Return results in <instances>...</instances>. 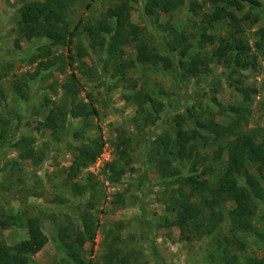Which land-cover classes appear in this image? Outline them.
I'll return each instance as SVG.
<instances>
[{
	"label": "rangeland",
	"instance_id": "1",
	"mask_svg": "<svg viewBox=\"0 0 264 264\" xmlns=\"http://www.w3.org/2000/svg\"><path fill=\"white\" fill-rule=\"evenodd\" d=\"M26 1L0 0V222L6 223H0V242L11 245L26 238L27 219L40 216L47 240L32 255L35 264H79L77 257L86 264H237L264 256V240L254 230L232 229L230 200L215 205L222 220L210 234L168 223L176 215L171 198L180 192L179 178L203 164L213 168L204 176L209 183L223 174L227 154L215 157L219 143L249 131L264 141V56L251 48L240 66L233 59L235 50L217 53L222 41L234 39V30L253 47L256 32L264 28V0L241 8L228 0H184L170 12L156 9L151 15L144 11L147 0H124L139 38L171 59L168 68L144 61L138 41L123 45L118 57L93 47L86 26L101 22L106 10L122 0H76L64 16L78 35L53 46L46 63L31 61L50 40L19 35L18 9ZM217 10V19L210 20ZM185 43L188 53L180 57ZM195 55L207 61L208 70L188 76L180 62ZM138 90L150 94L158 107L151 125H143L137 105L126 99ZM75 105L81 113L76 117L69 112ZM59 108L67 112L64 122L56 128L40 125ZM177 114L184 116L185 127H195L197 117H212L223 125L238 119L239 128L219 141L208 133L205 142L197 139V158L203 157V163L171 160L155 139L174 136ZM22 136L32 138V148L44 154L42 161L20 158L14 143ZM82 146L97 149V155L72 175L70 166ZM161 158L168 160L167 167ZM115 160L123 173L112 180L108 165ZM238 181L244 183L241 177ZM208 198L207 192H197L192 200ZM256 204L253 224L260 230L264 200Z\"/></svg>",
	"mask_w": 264,
	"mask_h": 264
},
{
	"label": "trees",
	"instance_id": "2",
	"mask_svg": "<svg viewBox=\"0 0 264 264\" xmlns=\"http://www.w3.org/2000/svg\"><path fill=\"white\" fill-rule=\"evenodd\" d=\"M76 0H29L24 2L18 9V31L20 36L27 39L34 37L47 38L50 40L48 45L43 46L42 53L33 55L31 61L38 58L40 64L49 61L47 58L50 55V49L53 46L66 43L70 36L78 35L75 31H70L68 21L65 19L67 8ZM184 0H147L144 5L146 14H153L157 9L163 12H170L177 8ZM212 3H217L221 0H207ZM231 6L241 8L244 3H249L252 6L259 5V0H228ZM130 6L127 1L122 0L116 7H111L106 10L104 19L94 25L86 26L89 37L92 40L93 47L105 49L110 57H118L122 53L121 47L130 41H138L137 48L143 55L146 62L152 64L162 63L165 68L172 65L171 59L159 54L150 49L148 44L141 40L138 36V28L129 20ZM219 11L210 14V20H216ZM232 17V16H231ZM111 20H113L111 22ZM235 24H233L234 26ZM234 39L231 42H223L222 48L217 50L218 55H221L222 49L227 51L235 50L236 53L233 59L237 65L245 64L244 56L249 55L251 48L264 56V28L256 32L253 47L244 42L238 30L233 31ZM109 35V38L106 36ZM15 45H19L18 39L15 40ZM189 44L185 43L180 49V57H185L188 53ZM82 46L78 45V50L81 52ZM175 49V47H173ZM70 61L73 55H69ZM44 58V59H43ZM186 75L195 76L199 72L208 70V63L198 55L193 56L189 62H180ZM75 95L78 89H75ZM75 97V96H74ZM127 100L133 101L137 105V116L141 119L144 126L151 125L157 119L158 107L155 106V100L148 93L138 90L126 96ZM149 103L152 111L145 109L144 105ZM235 110L237 108H234ZM58 112L48 113L44 121L40 125L49 128H56L59 122L66 120L67 112L61 108ZM70 114L74 117L80 115V110L75 105L71 107ZM184 116L177 114L174 116L175 133L171 137L164 134L162 137L155 139V142L162 146L165 155H169L171 160L177 159H193V164L203 163L204 158L198 160L200 145L197 139H202L204 142L209 138L206 134L213 136L215 141H219L234 133L239 128L238 119L232 120L229 124L223 125L215 121L212 117L195 119V127H185ZM254 132H242L229 138L225 144L218 145L215 151V157L220 158L225 151L227 159L225 162V170L214 184L209 183L205 175L211 173L213 168L210 165L203 164L200 171H197L195 166L181 180L180 192L178 196L171 198L173 207L176 209L174 219L169 220V224L178 225L182 231H190L193 234H210L212 233L222 220V215L216 210L215 205L225 200L232 201V208L229 211V219L231 227L234 231H251L254 230L255 235L264 240V223L259 230L253 224V217L257 212L256 199L264 200V141L258 142L254 138ZM1 140L3 134H0ZM32 138L30 136H22L15 143L14 147L18 150L20 158L31 159L34 163L42 161L44 154L36 153L32 148ZM121 153H125L122 150ZM97 155V149L90 146H82L79 149V155L74 159L70 166V172L78 171L81 167L92 162ZM163 165L168 164V160L160 159ZM109 171L112 180H117L123 173V168H120L118 160L111 162ZM254 168L257 175L251 171ZM239 177L244 179V183L240 184ZM183 187H188V193L183 191ZM207 192L209 198L201 203L197 200H192L195 193ZM208 209L209 214L206 216L204 211ZM42 218L40 216L29 217L26 221L27 237L21 239L11 245L0 242V264H35L32 260V255L37 253L46 243V236L42 230ZM6 225L5 221L0 222ZM92 235L90 234V237ZM84 239L78 237L77 242L82 244ZM69 244H67L68 246ZM71 255H75L74 248L69 245ZM79 264H86L79 257L76 258ZM237 264H264V256H250L244 262Z\"/></svg>",
	"mask_w": 264,
	"mask_h": 264
},
{
	"label": "built area",
	"instance_id": "3",
	"mask_svg": "<svg viewBox=\"0 0 264 264\" xmlns=\"http://www.w3.org/2000/svg\"><path fill=\"white\" fill-rule=\"evenodd\" d=\"M100 158V157H99Z\"/></svg>",
	"mask_w": 264,
	"mask_h": 264
}]
</instances>
